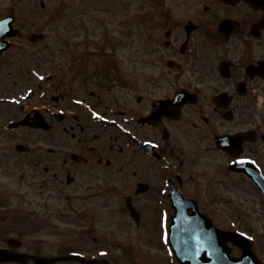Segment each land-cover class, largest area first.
I'll return each instance as SVG.
<instances>
[{
  "label": "flooded vegetation",
  "instance_id": "1",
  "mask_svg": "<svg viewBox=\"0 0 264 264\" xmlns=\"http://www.w3.org/2000/svg\"><path fill=\"white\" fill-rule=\"evenodd\" d=\"M46 7L0 0V264L70 250V217L170 221L172 187L198 248L264 264V0H156L152 58L126 15L97 33L62 4L51 35Z\"/></svg>",
  "mask_w": 264,
  "mask_h": 264
},
{
  "label": "rangeland",
  "instance_id": "2",
  "mask_svg": "<svg viewBox=\"0 0 264 264\" xmlns=\"http://www.w3.org/2000/svg\"><path fill=\"white\" fill-rule=\"evenodd\" d=\"M45 11L52 22L51 35L59 34L57 10L60 6H68L63 12L70 18H82L89 23L96 16L97 33L103 24L110 25L109 16L118 13L121 17H129L133 50L146 44L149 58L154 55L152 48L159 42L156 0H45ZM34 4V2H33ZM39 5V4H38ZM45 12V13H46ZM44 13V11L42 12ZM141 14V15H139ZM138 15L141 16L140 21ZM115 20V17L113 18ZM142 19V20H141ZM104 20L105 22H100ZM142 24H141V23ZM110 29H113L111 26ZM114 212V213H113ZM98 213L95 216L70 217L69 230L64 239L69 240V248L77 249L85 256L104 257L114 264H180L173 256L170 245L166 241V224L163 216L157 218L156 212L149 210L140 226L135 225L131 215L122 211ZM168 213H166L167 216ZM151 219H157L149 222ZM161 220V221H160ZM149 222V223H148ZM54 250L59 253L61 236H53ZM58 264H83L79 261H65Z\"/></svg>",
  "mask_w": 264,
  "mask_h": 264
},
{
  "label": "water",
  "instance_id": "3",
  "mask_svg": "<svg viewBox=\"0 0 264 264\" xmlns=\"http://www.w3.org/2000/svg\"><path fill=\"white\" fill-rule=\"evenodd\" d=\"M180 212V210H179ZM181 215V212H180ZM182 217V216H181ZM184 221L183 218L177 219L176 216L174 217L173 222L171 223V236H170V242L171 245H173L175 254L178 256L179 261L184 264H257L253 263V259L255 256H253L249 250V255L240 257L237 259H228L224 261L220 255L215 256V260L212 262H206V256L203 251H200L198 248V244L195 243L194 235L191 234L192 230L190 228H187L186 225L182 223ZM177 230L179 231L177 233ZM228 234V233H227ZM232 239L235 241H238V238L233 236V234L230 235ZM208 256H211L210 253H208ZM248 258V260H247ZM54 261V259H43L41 260V264H51Z\"/></svg>",
  "mask_w": 264,
  "mask_h": 264
}]
</instances>
